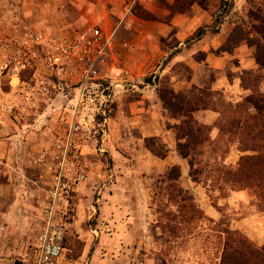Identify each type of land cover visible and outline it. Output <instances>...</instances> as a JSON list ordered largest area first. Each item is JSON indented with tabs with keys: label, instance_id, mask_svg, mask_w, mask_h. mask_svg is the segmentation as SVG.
<instances>
[{
	"label": "rangeland",
	"instance_id": "374dc122",
	"mask_svg": "<svg viewBox=\"0 0 264 264\" xmlns=\"http://www.w3.org/2000/svg\"><path fill=\"white\" fill-rule=\"evenodd\" d=\"M86 30L111 47L90 116L71 119L80 61L58 75L52 57ZM17 48L20 80L53 86L11 107L0 71V264L35 242L52 186L38 158L70 123L84 179L59 216L69 264H219L226 231L264 245L254 187L226 173L264 154L246 101L264 99V0H0V65Z\"/></svg>",
	"mask_w": 264,
	"mask_h": 264
},
{
	"label": "built area",
	"instance_id": "2783aa9c",
	"mask_svg": "<svg viewBox=\"0 0 264 264\" xmlns=\"http://www.w3.org/2000/svg\"><path fill=\"white\" fill-rule=\"evenodd\" d=\"M111 41L110 33L86 30L78 33L73 40L56 46L57 52L52 57L56 74L59 75L63 71L66 73V65L72 60L80 61V66L70 70V73L75 75L74 84L77 85L74 103L69 111L71 119H84L90 116L88 111L92 109L86 106L85 92L92 81L97 79L99 70L110 51ZM26 54L25 51L17 48L12 56L0 65V71L6 70L9 73V94L13 98L11 107L17 97L22 102H29L37 96H47L48 86L52 83L45 78L41 79V75L36 71L31 74L28 83L20 80V72L29 66V56L27 59ZM74 130V124L70 123V132L53 143L52 152L48 153L44 150L38 158V161L47 158L51 161L49 171L52 186L47 201L39 210L40 217L42 216L41 227L35 242L21 255L18 264H69L64 256L62 246L64 234L59 216L67 205L69 184L73 182L76 185V182L84 179L74 160L75 152L71 135Z\"/></svg>",
	"mask_w": 264,
	"mask_h": 264
},
{
	"label": "trees",
	"instance_id": "16d2710c",
	"mask_svg": "<svg viewBox=\"0 0 264 264\" xmlns=\"http://www.w3.org/2000/svg\"><path fill=\"white\" fill-rule=\"evenodd\" d=\"M246 101L252 107L253 118L256 121L252 138L264 137V99L247 98ZM250 150L256 151V149ZM226 173L232 174L233 178L237 179L236 182L240 181L254 187V194L262 203L260 208L264 211V154L242 156L238 160L235 171ZM224 233L219 264H264V245L254 247L236 231Z\"/></svg>",
	"mask_w": 264,
	"mask_h": 264
}]
</instances>
